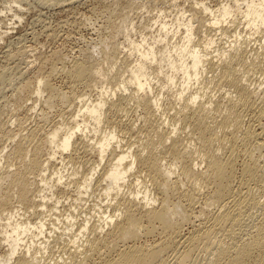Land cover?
I'll return each mask as SVG.
<instances>
[{
    "label": "bare ground",
    "instance_id": "obj_1",
    "mask_svg": "<svg viewBox=\"0 0 264 264\" xmlns=\"http://www.w3.org/2000/svg\"><path fill=\"white\" fill-rule=\"evenodd\" d=\"M208 3L194 0L172 18L159 8L149 35L138 39L123 14L118 29L103 26L107 37L76 57L53 51L38 58L31 76L24 72L16 94L20 117L13 119L24 123L36 112L39 123L22 134L13 119L0 118V264H187L203 242L205 264H264V89L259 93L236 68L253 69L260 58L258 47L248 54L246 46L264 32V0ZM118 31L123 41L115 39ZM208 83L229 88L207 98ZM165 92L174 95V112L166 113L174 122L163 117ZM131 101L145 130L134 148L119 137L139 130L121 120ZM70 106L76 110L67 121L52 118ZM41 123L51 125L41 131ZM33 135L39 140L31 145ZM132 180L141 189L130 188ZM95 190L99 202L79 221L73 212ZM72 191L74 209L52 218L64 206L58 195ZM56 224L63 226L60 237L69 236L70 245L65 240L68 247L57 250L67 255L41 263L59 237Z\"/></svg>",
    "mask_w": 264,
    "mask_h": 264
},
{
    "label": "rangeland",
    "instance_id": "obj_2",
    "mask_svg": "<svg viewBox=\"0 0 264 264\" xmlns=\"http://www.w3.org/2000/svg\"><path fill=\"white\" fill-rule=\"evenodd\" d=\"M114 1L115 0H70V1L69 0H0V31L6 32V34L2 37V40L0 39V118L1 119H13V117L15 118L16 115H17V117H20V114L18 115V113H17V111H19L18 106L20 105V103L19 102L16 103V94L18 92V89L21 87L23 81L25 80L24 77L26 75L31 76L33 73L31 71L32 70L34 71V69L39 65V61H38L39 59L38 58L49 55L53 51H60L61 53L67 54L71 58H72V56L73 57L75 55L77 56L78 54L76 52H79V49L85 50L93 42L99 40L100 38L107 37L106 32L102 29L103 26L105 27L108 24H111V26L109 28L111 31H112V29H118V25L120 24L119 22L121 20L120 16H122L123 14L129 13L128 14L129 20L127 23L132 22L134 25V28L131 31V37L133 39H135V38L138 39L140 33H142V32H145L147 36L149 35L148 27L150 26L151 23H153L152 22L153 19H157L158 15H159V10H158L159 8L167 9L168 12L170 13L169 18H172V16L177 12V9L182 8V7L186 8V9H191L194 6V0H126V1L125 0H122V1L117 0V1H115L116 4ZM127 1L132 5H130ZM197 1H204L206 3L209 2L208 4H210L211 6H214V7H216L215 4L219 2V0H211V1L210 0H197ZM112 2H114L113 5H116V6H112L111 5ZM62 3H63V5H62ZM58 4H61L63 7L61 5H58ZM108 4H109V6L110 5L111 6L109 7V9H106V7H107L106 5H108ZM123 4H125V6H123ZM126 5H129V6L126 7ZM119 6H120V9L117 8ZM130 6H133L132 10H130ZM122 7L126 8V10H124V8H122ZM65 8H66V10H65ZM121 11L123 13H121ZM125 11L126 12L128 11V12L125 13ZM15 13L19 16V18L18 17L16 18L14 16ZM143 18H144L145 25H143L141 23ZM37 19H39V20H37ZM62 24H63V26H62ZM44 25H47V27ZM45 27L47 28V30L44 31V29H46ZM129 27H130V25H129ZM200 34H201V32H200ZM260 34L259 35L255 34L256 36L258 35L257 37L251 36L250 37L251 41H249V39H247L249 43L246 46V51L249 50V52H250L248 54L254 53L253 50L255 51V49L257 47L258 48L256 49V51L260 50V53L258 52L259 55L262 53V49H264V36H262V35L264 34V32H262L261 35ZM115 35H116L115 39L117 41H123L124 35L122 34V32L118 31L117 33H115ZM255 37L258 40L255 39ZM221 38H222V42L221 43L218 42V45L220 47H223L227 44V43H225V40L227 38H223V37H221ZM261 43H262L261 46L263 48L260 46ZM97 47H99V45ZM259 47H261L262 49ZM224 49H226V48H224ZM5 52H8V53H5ZM120 55L122 56V54H120ZM255 55H256V53H255ZM259 55L258 54L256 55L257 57H260V58H258V62L255 61V64L253 65V69H249L251 67L247 64H245L246 66L245 65L244 66L243 65H240V66L237 65L236 68H241V70L239 69V73H240V71H241V74L244 73V75L242 74L244 77L248 76L246 79L247 82H249V80H248V78H249L250 81L252 80L251 81L252 83L259 85L258 92L262 93L264 91L263 90L264 86H261V85H264V79H262V78H264V66L262 67V65H264V60H262V59H264V50H263V53L260 56ZM94 56L96 57V60H101L102 56H101L100 51H98V52L95 51ZM32 61H33V63H32ZM256 62L258 64H256ZM256 65L258 68L256 67ZM103 66H104V69H106L107 65H105V63ZM242 67L243 68L245 67V68L242 69ZM246 67H247V70H246ZM248 70H250V71H248ZM29 71L31 72V75H30ZM24 72H26L27 74L25 75ZM115 73H120V72L119 71H117V72L113 71L111 74H115ZM211 74H213V73H211V72L206 73V76L210 77ZM245 74H248V75L245 76ZM250 76H252V78H250ZM53 80H54L53 82L55 83V85L60 86L62 89L65 88L64 83L62 82L63 80L60 76L59 77L56 76ZM161 80L164 81V79H161ZM207 85H209V91H208V88H206L207 90L204 88L205 90H203V91H205V93L209 97H207V95L205 94V98L206 97L212 98L211 95H213V99H216L219 97V95H222V91H223V93H225V91H226L225 89L229 88V86L227 88L226 87L227 85H223V84H219L217 86L214 83L213 84L208 83ZM211 85H212V87H210ZM213 85H216V86H213ZM221 85H222V87H221ZM219 86L221 87L222 90H220V88H217ZM260 87L262 89H260ZM113 88H116V87H113ZM211 91H212V93H210ZM94 93H95V91H94ZM217 93H219V94H217ZM43 94L45 95V92H43ZM172 95H173V93H171V92H169L168 94L165 92L164 95L162 96L163 100H162L161 105H162V109H165L163 111V117L168 116L167 112H169V115L173 114V112H174V109L171 108V106L173 105V107H174L175 103H174V101L172 102V104L170 102L171 99L174 98V95L173 96ZM215 96H218V97H215ZM31 102H32V100H27L26 102H21V104H23V103L29 104ZM132 103L133 102L131 101V103L129 105L130 110L128 108V110H129L128 113H130V114H127L121 120H123L124 122H129V121L133 122L134 128H135V126H137V128H139V130L135 128L134 129L135 132L132 131V133H123L122 131H120L119 133H120V135L122 134V137L120 135H119V137L123 143H125L126 145H131L134 148V146H137V144L144 142L145 130L143 128H141V125H142L141 123L143 122V118L142 117L140 118V116H142V114L137 109V107L136 108L132 107V106H134V104H132ZM36 104L38 107L36 110H38L39 106H40L38 104H41V101L36 102ZM169 105H170V107H169ZM16 106H17V108H16ZM68 108L70 109V111H71V109L72 110L74 109V110L72 112H70L67 110ZM68 108L61 112L60 117L57 116L58 114H55L54 116H52V118L56 116L55 120L61 119V117L64 120L68 119L73 113H75L74 111L76 110V107L70 106ZM23 110L24 109L21 108L20 112L22 111L21 113H24ZM121 114H123V113H121ZM31 116H30V119L26 120L24 123H18V121L15 120L16 118L13 119L12 127L16 128V129L21 127L20 132L22 134L27 133V129L34 127L36 124L39 123L38 118L36 116V112H33ZM166 118L170 119L171 122H174L169 116ZM118 119L120 120V118H118ZM41 124H43V123H41ZM50 125H49V123L43 124L44 127L41 128V131H45V128L46 129L49 128ZM138 125L140 127H138ZM105 126L106 125H104V127ZM119 130L120 129L117 128V131H119ZM139 131L142 134H138ZM183 133L185 134V132H183ZM184 134H182V135H184ZM139 136L141 138H139ZM38 140H39V137L33 135L30 139L31 145L38 142ZM128 143H130V144H128ZM55 165H57L58 167L60 166V164L58 165V162L57 163L55 162ZM67 167H70V166H67ZM136 174L138 175V173H136ZM133 180L130 181L131 182L130 184L132 186L129 185V187L131 186L130 188H132V187L133 188L134 187L140 188L141 186L135 185ZM125 188L127 189V187H125ZM95 192H94V197L93 196L87 197V195H86V197L88 199L87 198L84 199L82 201L83 203L81 202L80 205H78L80 207V209H79V207H77L76 209H77V211L80 210V211H78L79 214L77 213V211L73 212V215H75L76 218L79 219V221L82 218H84V216H83L84 212H89L90 207L92 208V205L94 204V202L95 203L97 201L99 202V196H98L99 191L95 190ZM58 196L59 197L61 196V198H59L60 200H64V203H63L64 206H59V209L56 211V212H58L57 215L52 216V218L53 217L55 218V216H58L59 219H61V218H64L65 216H67V214L71 210L74 209L73 207L75 204H74L73 198L75 197V192L72 191L71 194H68L65 197L62 194H60ZM70 196H71V198H69ZM69 199H71L73 201H71ZM85 200L86 201L88 200V201L86 202ZM70 203H71V205H70ZM84 203H85V205H89V206L85 207ZM81 205H83V207ZM51 208L52 207H50V209ZM84 208L86 211L82 212L84 210ZM23 209H21V211H24ZM86 216H89L88 213H86ZM98 218L99 217L94 218V219L96 220ZM100 220H98V221L100 222ZM34 221H36L35 218L32 219V222H34ZM98 221L96 223H99ZM55 226L56 227L60 226L57 229V233L55 235V236H58L60 234L59 231L62 230L61 228H63V226L60 224L59 225L56 224ZM75 228H76V226H75ZM75 228L73 230H76ZM106 230H107V228L104 229V231H106ZM92 235L93 234H90L89 237ZM84 237H82L80 240H78L79 241L77 243L78 245L82 243V240H84ZM50 240H52V237ZM65 240L69 243L70 239H69L68 235H61V237L59 235V237H56V239L53 241L54 245H53V242L51 243L52 247L54 246L53 248H55V249L50 248L51 249V251L49 249L50 254L47 251L44 254V257L41 259L40 262L41 263H43V262L48 263V261L50 260L49 263H51V262L53 263L60 256L65 257L67 255L65 250H62V252H60L61 251L60 249L64 248V246L68 247V243ZM61 243H62V245H61ZM204 244L206 246V242H203L202 244H200V245H202L201 247H199L200 245H198L196 247V249H194L195 251L193 250V252L191 253V257L188 259L189 262H192V264H205L207 262V258L209 257L208 256L209 254L206 252L207 249L204 247ZM57 245L60 247H58ZM69 245H70V243H69ZM80 248L82 249V246H79V249ZM57 250H60V251H57ZM63 251H64V255H63ZM0 253L3 254V251L1 250ZM58 253H59V255H58ZM37 255H39V253H37ZM82 256L83 255H81L80 257H82ZM52 257H54V258H52ZM189 262L187 261V264H191Z\"/></svg>",
    "mask_w": 264,
    "mask_h": 264
}]
</instances>
